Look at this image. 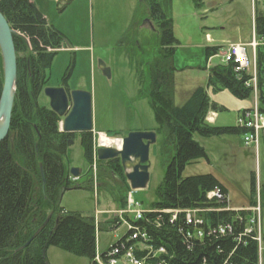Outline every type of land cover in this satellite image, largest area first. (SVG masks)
<instances>
[{
  "label": "trees",
  "instance_id": "trees-1",
  "mask_svg": "<svg viewBox=\"0 0 264 264\" xmlns=\"http://www.w3.org/2000/svg\"><path fill=\"white\" fill-rule=\"evenodd\" d=\"M163 7L158 0L149 2V20L157 27L160 38L158 55L151 65L150 102L157 122L166 133L164 148L173 145L175 151L167 165L164 181L158 188V200L151 207L222 206L225 201L218 203L206 199L208 192L215 187H221L227 193L215 175L206 173L184 177L182 173L188 164L201 158L208 159L205 148L195 135H243L247 130L237 125L209 123L206 119L208 113L221 110V107L211 101L203 86L195 89L184 105L175 104L174 54L179 41L174 36L173 18L167 16ZM0 12L12 31L17 56L16 96L9 130L0 141V264H50L46 255L50 246L85 256L93 264L97 254V231L116 229L121 222L96 225L93 215L67 211L62 206L66 190L87 185L71 178L66 160L68 139L75 135L80 137L92 166L88 173L89 183L94 179L98 185L100 181L107 183L113 195L116 194L114 190L118 193L119 207H124L129 202L125 193L130 191V186L121 160L95 161L93 131H62V118L47 103L43 91L49 79L48 70L58 52L67 45V37L49 23L34 0H0ZM255 33L259 38L264 37L262 3L255 6ZM218 48L207 49L208 59L218 53ZM251 78L245 72H237L232 62L222 63L210 67L208 84L215 90L227 89L238 99L254 98V87L247 84ZM256 87L259 109L264 115V44L256 49ZM2 88L0 50V97ZM252 186L255 194V175H252ZM51 212L48 224L34 237ZM241 214L246 216L245 212ZM147 217L154 220L157 214L150 213ZM207 217L214 225L222 221L238 222L235 211L213 212ZM151 220L141 221V224L145 225L155 249L166 248L167 264H259L257 242L240 235L243 224L236 225L231 234L219 233L195 240L188 235L182 215L175 220L171 214L160 217L157 222Z\"/></svg>",
  "mask_w": 264,
  "mask_h": 264
},
{
  "label": "rangeland",
  "instance_id": "rangeland-1",
  "mask_svg": "<svg viewBox=\"0 0 264 264\" xmlns=\"http://www.w3.org/2000/svg\"><path fill=\"white\" fill-rule=\"evenodd\" d=\"M34 0L36 6L67 37V45L55 56L48 70L46 87H58L64 83L73 90L92 94L93 144L95 151L100 145L99 136L104 132L114 137H125L133 131H154L157 140L150 147V181L145 189L126 192L129 201H142L150 208L158 200V188L162 185L167 165L174 154L173 145L163 141L166 133L157 122L150 102L152 90L151 65L160 47L159 31L149 20L150 0ZM168 17L173 18V32L179 43L174 54L176 67L174 77V102L182 106L190 94L200 86L207 89L210 99L217 96L226 104L242 101L229 90L215 91L208 84L210 67L222 64L221 56L208 59L209 47L225 46L235 39L238 28L250 22V6L247 0H158ZM203 4H201L200 2ZM216 1L209 8L204 2ZM206 34L225 35V40L209 41ZM222 40V41H221ZM222 48V47H221ZM252 60V50L248 48ZM110 69V76L103 73L100 63ZM236 109L223 110L227 126H236ZM223 119L225 121H223ZM104 131V132H100ZM97 133V134H96ZM243 139L242 134L232 135ZM231 136V137H232ZM195 139H201L195 135ZM67 147L66 160L71 168L79 169L80 183L86 187L66 190L62 206L67 211H79L96 216V211L116 210L118 193L112 194L107 183L95 179L89 183L92 166L79 135L71 138ZM258 151L254 146L241 143L236 149L230 145H219L211 151V162L206 158L188 164L183 176L211 173L228 189L230 207L248 205L253 193L252 177L257 176L256 192L264 189V140ZM100 147H104L100 145ZM117 147V146H116ZM121 148V145L118 148ZM224 147L230 155L224 152ZM117 148V149H118ZM224 152V153H223ZM95 165V164H94ZM94 174L96 167L93 166ZM222 176H226L225 179ZM117 201V202H116ZM264 201V192H263ZM261 202V199H260ZM262 232L264 234V203ZM234 208V207H233ZM103 219V214L97 216ZM127 232V225L116 229L104 228L97 231V252L107 251ZM50 264H90L85 256H77L56 246L47 249ZM259 264H264V244L259 253Z\"/></svg>",
  "mask_w": 264,
  "mask_h": 264
},
{
  "label": "built area",
  "instance_id": "built-area-1",
  "mask_svg": "<svg viewBox=\"0 0 264 264\" xmlns=\"http://www.w3.org/2000/svg\"><path fill=\"white\" fill-rule=\"evenodd\" d=\"M256 1V0H253ZM264 4V0H258ZM264 44V37L258 38L254 33L251 43H229L219 48L218 55L223 63H233L237 72H245L252 78L247 83L254 87V105L251 109L245 110L237 116V125L246 129L244 133V143L258 146L260 133L264 130V115L261 113L258 104V93L256 87V72L252 70V63L249 57L248 48L253 51L254 61L258 45ZM75 179V178H74ZM207 201L223 203L222 206H204L187 209H159L146 208L141 201H130L126 206L110 211H96L95 223L100 225L103 222L120 221L127 225L126 234L119 238L107 251L97 253L93 264H167L168 252L165 247L155 249L151 244L149 235L145 230V225L141 221L151 220L147 217L150 213H156L157 218L151 221H158L160 217L171 214L172 219H177L182 215L185 220L187 233L195 240H201L205 236L233 233V229L238 224H243L241 236H247L258 244V251L263 248V235L261 227L260 206L250 209L249 215L243 217L242 211L248 209H235L238 216L237 224L232 222H219L214 225L213 221L207 217L213 212L234 211L229 204V196L221 187H215L208 192ZM103 214V219L97 216Z\"/></svg>",
  "mask_w": 264,
  "mask_h": 264
},
{
  "label": "water",
  "instance_id": "water-1",
  "mask_svg": "<svg viewBox=\"0 0 264 264\" xmlns=\"http://www.w3.org/2000/svg\"><path fill=\"white\" fill-rule=\"evenodd\" d=\"M0 50L3 60V88L0 97V141L6 136L17 90V56L12 31L0 12ZM103 73L110 76V69L100 63ZM45 96L49 105L61 118L63 130L69 133L93 131L92 94L88 91L73 90L69 95L64 87H46ZM157 140L154 131H133L122 138V146L99 147L97 158L102 161L120 158L127 182L132 190L145 189L150 181V147ZM71 143V141H69ZM80 170L71 168L70 174L80 175ZM43 174V189L45 177ZM51 212L34 237L48 224ZM58 222V219H57ZM30 242V241H29ZM28 242V243H29Z\"/></svg>",
  "mask_w": 264,
  "mask_h": 264
},
{
  "label": "crops",
  "instance_id": "crops-1",
  "mask_svg": "<svg viewBox=\"0 0 264 264\" xmlns=\"http://www.w3.org/2000/svg\"><path fill=\"white\" fill-rule=\"evenodd\" d=\"M247 2L249 3L250 11H251L250 22L246 23L245 25H242V28H240V27L238 28L237 34L235 36V39L232 41V43L241 42V43L249 44V43H251V40H252L253 35L255 33V4H254L253 0H247ZM201 4H203V2ZM217 4L218 3L216 1H209L206 3L204 2V5H206L209 8L215 7ZM206 36L209 39V41H211V42L214 41V39H222L224 41L225 37H226L225 35L212 36L210 34H206ZM254 66H255V70H256V63L254 62L253 56H252V67H253V69H254ZM215 91H219V90H215ZM212 98H213V101L212 100L211 101L213 103H215L216 105H218L219 107H221V110L210 111L208 113L206 119L209 123L220 125V126H227L225 124V122H223L222 124H219L220 120L224 117L222 114L223 110L236 109V111H237L236 112V119H237V116L240 113H242L245 110L251 109L254 105V98L239 99L242 101H232V103H233L232 105L226 104V102H223L222 100H220L218 98V93H217V96H212ZM223 121H225V120L223 119ZM231 136L232 135H223L220 137H200L201 139L200 140L198 139V141L205 148V150L208 154V160L210 162L213 159V155H212L211 151L216 149L221 144L222 145H230L231 146L230 150H232L234 152L235 157L237 156L236 149H239V150L242 149L241 143L245 144L244 139L240 140V137L236 138V137H233V136L231 137ZM261 136L263 137V140H264V130H262L260 133V139H259L258 146L252 145V146H254V149H256V151H258V149L261 147L260 146ZM242 137H243V135H242ZM223 151L227 153L225 155H227V156L230 155L229 154L230 152L226 147H224ZM252 175H255L256 185H257V176L254 172L251 174V177H252ZM225 177L226 176H222L223 179H225ZM217 179L221 182V180L219 178H217ZM221 183L223 184V186L225 187V189L227 190V193H228L229 191H228L227 187L225 186V184L223 182H221ZM263 192H264V189L261 187L260 188V195L258 193V196H257V192L255 194L252 193L253 198L252 197L250 198L249 204L247 206L246 205L242 206V204H240V205L236 204V205H233V207L235 209L245 208V209L250 210V208L255 206L257 203H258V205L261 206V204L264 203ZM260 199H261V202H260ZM260 210H261V220H262L263 208L261 207Z\"/></svg>",
  "mask_w": 264,
  "mask_h": 264
},
{
  "label": "bare ground",
  "instance_id": "bare-ground-1",
  "mask_svg": "<svg viewBox=\"0 0 264 264\" xmlns=\"http://www.w3.org/2000/svg\"><path fill=\"white\" fill-rule=\"evenodd\" d=\"M120 139L122 140V138ZM99 141H100V145L104 147L112 146V147L118 148V146L120 145L122 146L121 141L119 139H116V137H110V136L104 135L103 133L99 136ZM118 149H120V147Z\"/></svg>",
  "mask_w": 264,
  "mask_h": 264
},
{
  "label": "flooded vegetation",
  "instance_id": "flooded-vegetation-1",
  "mask_svg": "<svg viewBox=\"0 0 264 264\" xmlns=\"http://www.w3.org/2000/svg\"><path fill=\"white\" fill-rule=\"evenodd\" d=\"M58 87H64L65 88V90L67 91V93H68V95H69V106L71 107V104H72V102H71V97H70V93L72 92V90L68 87V85L67 84H62V85H60V86H58ZM46 88V87H45ZM44 92V91H43ZM47 103L49 104V99L47 98ZM50 106V105H49ZM64 118V117H63ZM62 118V119H63ZM60 129L62 130V131H64L63 130V128H61V126H60ZM66 132V131H65ZM76 133V132H75ZM77 133H80V132H77ZM69 141H71V143H72V140L71 139H68V145L70 144L69 143Z\"/></svg>",
  "mask_w": 264,
  "mask_h": 264
}]
</instances>
